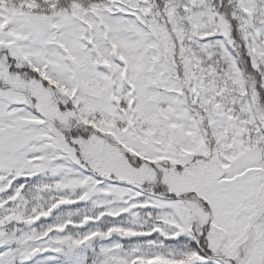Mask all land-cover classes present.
<instances>
[{"label":"snow or ice","instance_id":"6c2138e0","mask_svg":"<svg viewBox=\"0 0 264 264\" xmlns=\"http://www.w3.org/2000/svg\"><path fill=\"white\" fill-rule=\"evenodd\" d=\"M0 264H264V0H0Z\"/></svg>","mask_w":264,"mask_h":264}]
</instances>
